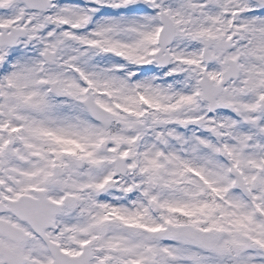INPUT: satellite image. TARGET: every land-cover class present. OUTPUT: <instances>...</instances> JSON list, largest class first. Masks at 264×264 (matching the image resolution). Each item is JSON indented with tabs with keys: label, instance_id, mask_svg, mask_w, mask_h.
<instances>
[{
	"label": "snow or ice",
	"instance_id": "obj_1",
	"mask_svg": "<svg viewBox=\"0 0 264 264\" xmlns=\"http://www.w3.org/2000/svg\"><path fill=\"white\" fill-rule=\"evenodd\" d=\"M87 2L97 7L59 0H0V113L4 105L29 104L36 110L34 135L57 146L62 158L82 153L92 162L94 153L85 138L57 131L50 123L57 106L61 111L79 107L97 118L124 113L143 119L150 115L149 108L157 114L175 113L183 105L195 104L199 110L190 118L169 121L170 138L161 136L179 152L169 153L157 141L134 167L128 149L121 151L110 142L107 151L118 158L112 165L126 167L134 179L120 187L119 174L106 175L89 186L90 194L98 193L93 197L98 207L90 209L93 235L103 233L100 238L109 240V250L134 249L123 264H264V15H249L264 10V0ZM140 4L153 12L142 22L107 19L83 34L79 31L90 25L100 7ZM124 33L131 39L121 41ZM68 36L87 37L80 49L85 55L91 49L123 64L114 65L115 76L107 78L77 67L79 75L72 73L68 81L53 67L63 62L58 45ZM125 65L141 69L155 65L166 69V77L183 79L167 86L154 83L155 78L134 80L135 72L119 74ZM237 89L241 96L229 95ZM113 93L122 102L110 106L101 101ZM5 130L17 133L21 127L0 120V132ZM152 132L155 138L160 129ZM96 135L103 145L105 137ZM129 139L134 144L137 136ZM0 143L7 146L10 141L0 137ZM251 147L258 149L260 159L248 161L254 169L249 174L241 157ZM187 151L195 159L185 160L182 152ZM49 155L55 157L57 148ZM26 175L37 179L46 173ZM193 178L196 193L181 187L193 183ZM54 179L53 175L43 184L29 182L16 191L0 187V227L38 242L46 250L40 264H59L57 257L79 264L91 240L78 241L79 250L72 251L55 239L62 229L57 225L53 230L49 221L57 223L65 203L62 196L49 192L47 183ZM111 190H118V199L126 203L108 202L104 193ZM109 232L119 239L110 240ZM49 244L55 255L47 251ZM0 264H20V254L7 237H0ZM87 264L108 261L97 253Z\"/></svg>",
	"mask_w": 264,
	"mask_h": 264
},
{
	"label": "rangeland",
	"instance_id": "obj_2",
	"mask_svg": "<svg viewBox=\"0 0 264 264\" xmlns=\"http://www.w3.org/2000/svg\"><path fill=\"white\" fill-rule=\"evenodd\" d=\"M169 2V0H166ZM67 4L65 2H60ZM82 8H87L89 5H85ZM132 7H137L140 10V13L137 15H126L120 14V21L132 23V22H142L141 18L144 16H151L152 11L147 8L145 5H133ZM130 7V8H132ZM257 15H264V10L256 12ZM255 15V13L249 14ZM107 19H114L112 17H101L97 19L95 25L98 22ZM116 20V18H115ZM94 25V26H95ZM90 30L86 28L84 30H79L81 34ZM87 37H63L59 43V48L61 49V55L64 56L63 62L58 66L54 67V70L60 72L63 78H66L68 81H71V74L76 72L77 76V67L82 70H87V72L99 73L101 78L114 77L116 73V68L114 65H121L120 62H116L111 56H104L105 60L102 61L98 56V52H94L89 49L88 54L85 55L80 49L83 48V42ZM131 37L128 33L120 35L121 41H128ZM80 57H83L81 59ZM62 70V71H61ZM132 71L136 73V76L133 77L134 80H145V79H154V83L161 86H167V84L174 83L177 80H182V77H166L165 71L158 72L156 69L151 68V65H148L146 73H142L139 68L125 65L124 71L119 73L124 75L127 72ZM176 87L179 88V84H176ZM231 87V86H230ZM187 91V89H185ZM252 91V89H250ZM242 90H235L234 92H229L230 96H241ZM113 100L108 99L106 96L100 97L101 101L108 105H113L120 101L117 94L113 93ZM104 99H107V103L104 102ZM170 101H166L168 103ZM4 112L0 113V120L11 123L13 126L17 124L20 125L21 131L17 133H11L8 130H5V135L0 132V137L10 141V148L14 151V156L8 157L2 153L3 144L0 143V180L4 182L3 186L0 187H11L14 191L20 190L27 186L29 182L43 184L46 177L48 176L47 163L52 162L53 164L60 165L65 167L63 174L61 176V186L58 189L48 187L50 194H53L57 198L67 194L68 196H74V200L77 205H80V210L73 211L72 213L66 212V210L60 215L59 220L57 221L58 225L61 227V232L55 239L60 241L61 246L67 247L69 250H77L78 241L85 239L92 240V247H95L96 253L105 256V259L108 257L109 264H123L124 259L128 257L129 251H134V249L124 250L123 248L117 249L114 246L109 250V240L101 239L100 236H103V233L99 235H93L95 231V225L91 219L90 209L98 207L95 204L93 197L98 193L93 191L91 194L89 192V186L94 184L96 181L101 180L106 175H116L112 161L116 156L107 151L108 147L111 146L110 142H115V147L123 151L125 148L131 153L130 159L132 160L133 166L137 163L143 162L147 154L153 150L155 143L160 141L161 146L166 148L169 153L179 152L181 150L177 149L174 144L169 145L165 144L161 139V136L164 139H168L172 136L171 132L166 130V126L169 124V121L174 118L188 117L190 118V113L193 111H198V107L195 104L192 105H183L178 112H165L161 111L160 113H152V109L147 111L150 113L147 117L143 119H136L134 117H128L124 113H120L118 116H110L113 122L120 125V128L115 131H108L98 124L89 120L88 116L84 111L79 107H65L67 110L61 111L59 106H57L53 116L55 117L50 123L57 130H63L65 134L73 135L75 138H85L84 142L89 146L88 150L94 153L92 162L83 158V154H78L83 161L86 162V166L81 170H75L71 167H68L67 158L61 157L58 154V147L53 145L51 142L45 141L40 137L34 135L32 128L35 123L33 113L35 109L32 108L29 104L20 101L14 102L11 106L4 105ZM72 109V110H71ZM46 119V118H45ZM153 128H159L160 134L155 138L153 137ZM137 129H141L143 134ZM103 135L105 137V143L100 145L97 143L98 136ZM136 135V143H131L129 136ZM22 142V144H21ZM29 145H35L34 148L29 147ZM65 147L72 148L73 151H78L73 148L72 145H66ZM57 148V155L52 157L49 155V152ZM243 151V147L240 149ZM39 152L40 155L34 156L33 152ZM182 155L185 160L195 159L194 153L191 151L182 152ZM78 156V157H79ZM260 155L256 147H251L247 155L241 157V166L246 173L251 174L254 169L248 164L249 160L259 161ZM126 168V167H125ZM28 172H37V173H46V175L38 176L37 179H31L26 175ZM134 179L131 171L126 168V173L124 176H119V186L123 187L125 181L131 183ZM116 182L113 181V184ZM183 189L187 192L196 193L197 189L195 187V178H193V183L181 185ZM108 197V202L117 204V203H126L122 200H119V191L111 190L104 193ZM179 195V194H178ZM133 205H129L132 207ZM65 225H70L71 227H65ZM109 239L115 241L119 237L113 236L111 232L108 233ZM121 243H126L121 240ZM44 253V251H43ZM43 253L41 251L38 243L32 239L28 238L26 242L20 247V254L25 259V264H40V260L43 258ZM35 255L37 259L29 260V256ZM94 258V257H93Z\"/></svg>",
	"mask_w": 264,
	"mask_h": 264
}]
</instances>
